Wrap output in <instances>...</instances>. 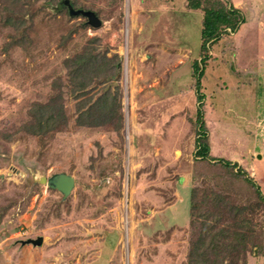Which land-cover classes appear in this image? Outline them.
Listing matches in <instances>:
<instances>
[{"label": "rangeland", "instance_id": "374dc122", "mask_svg": "<svg viewBox=\"0 0 264 264\" xmlns=\"http://www.w3.org/2000/svg\"><path fill=\"white\" fill-rule=\"evenodd\" d=\"M61 1L26 8L21 47L8 49L18 34L0 29V264H185L190 188L197 201L213 186L236 191L245 203L255 191L239 167L195 159L200 103L192 63L209 69L213 58L211 48L205 61L198 54L201 18L184 15L175 28L164 12L155 28L147 25L149 11L169 0H68L96 14L102 24L94 28ZM251 5L253 13L241 6L238 45L219 41L233 58L211 65L207 93L199 94L210 155L229 160L248 147L242 165L255 166L246 175L264 194V134L248 140L251 121L264 116V0ZM242 51L248 60L237 67ZM87 52L105 55L117 70L76 97L71 84L88 77L71 83L64 60ZM246 65L257 76L237 74ZM57 94L67 123L42 136L26 133L32 104ZM100 95L112 110L108 122L77 126L78 100L89 105ZM254 146L260 161L252 162ZM58 172L75 180L66 199L33 179ZM38 236L39 246L26 242Z\"/></svg>", "mask_w": 264, "mask_h": 264}, {"label": "trees", "instance_id": "16d2710c", "mask_svg": "<svg viewBox=\"0 0 264 264\" xmlns=\"http://www.w3.org/2000/svg\"><path fill=\"white\" fill-rule=\"evenodd\" d=\"M36 1L39 0H0V29L9 28L16 35L18 34L13 37L14 42L8 44V49L23 46L22 41L26 40L25 16L28 14L25 10ZM200 3L204 7L200 55L205 61L211 45L229 34L227 29L231 32L238 30L244 20L240 12L226 8L222 2L214 1L209 4L210 1L206 0ZM90 53L76 54L64 60V66L71 80L73 76L76 79L79 76L88 77L87 81L82 79L77 82L75 87L71 84V91L76 97L79 94H86L90 82L114 76L117 70V63L106 59L105 55ZM192 69L196 81L197 101L200 103L196 110L198 132L194 143L195 159L220 162L233 168L239 167L236 173L241 175L242 172L245 180L254 187L255 191L253 198L245 203L239 200L236 191L213 186L205 189L202 199L197 201L196 189L190 188L188 222L190 239L185 264H246L249 256L256 258L264 256V194L241 166L228 159L210 155L207 128L201 111L202 95L199 94L203 68L199 69L197 61L194 60ZM103 70L102 73L98 72ZM76 79L70 82L74 83ZM60 98H62L61 94H57L46 103H33L29 110L31 122L25 132L42 136L65 125L67 118L64 105L62 102H57ZM108 108L105 95H100L89 105L86 99L78 100L75 108V123L79 127L87 128L103 126L108 122ZM110 111L112 110L109 108Z\"/></svg>", "mask_w": 264, "mask_h": 264}, {"label": "crops", "instance_id": "0c3cea01", "mask_svg": "<svg viewBox=\"0 0 264 264\" xmlns=\"http://www.w3.org/2000/svg\"><path fill=\"white\" fill-rule=\"evenodd\" d=\"M205 1L206 0H169V3H166L163 7H160V8H152L149 11L150 14L148 16V19L149 20L147 21V25L154 24L153 27L156 28V25L158 23H160V21L164 18L163 13L165 12L166 13L165 21L169 24V27H175V28H178L179 27L180 28L181 27L180 26V23H181L182 19H184V15L190 16V15H193V14L194 15L195 14H198L197 16L199 18H201V28H202V19L204 17V13H203L202 8H204V7H202V5H201L200 2H205ZM209 1H210L209 4H212L214 1H216V2H222L226 6V8H233V9L237 10L238 12H240V14H241L242 19L244 20V22L246 21V19H245V14L241 10V8H242L241 6L242 5H243V7H244V5L245 6H248V10L253 13V8L255 7V5H251V2L253 1L254 3H257V0H207V2H209ZM248 2H249V4H248ZM244 22L240 24V27L238 28V30H236L235 32H231L230 31L229 34L224 35L216 43H213L211 45L210 48L212 49V51H209V55L212 54L213 55V58H211L209 60V62H210L209 64L214 65V66L217 67L218 64H220V65H221V63H225L226 64V61H228V60L230 61V58L232 56V53L230 52L229 47L228 48H224L225 46L224 47H222V46L225 45V43L228 46H230V47H231V43H234L235 45H238L236 39L238 38V34H240L239 31H240V28H241L242 24H244ZM137 25L138 24L134 25L135 28L136 27L137 28H142V25L141 24L138 25V26ZM258 27H262V26L259 24ZM200 33H201V29H200ZM225 38L227 39V41L225 42V40H224L222 42V44L219 45V41H222ZM258 39H261L260 36H259ZM151 42H153V41L150 39L146 43L151 45ZM200 45H201V35H200ZM221 49H225V50H221ZM231 50H232V48H231ZM198 54H200V50H199V53ZM235 54H234L235 57H234L233 60H235V63H236V66L237 67H238V65H237L238 63L237 62L240 61V59L241 60H246V61L248 60V57H246V56H245L246 59L243 58V56H244V52L243 51H242V53L239 52V53H235ZM259 57L264 60V55H259ZM201 58H203V57H201ZM232 58H233V56H232ZM180 59H181V57L178 56V58L176 59V61H180ZM182 62H183V60H182ZM214 62H218V63L215 64ZM211 65H210V68L209 69H207V68H204L203 69V75H202V77L200 79L201 84H200L199 91L201 90L203 93H207L206 92V88H207V77L208 76H211V75L213 76V72L215 71V70H212ZM240 68L243 69V71L240 72V70H238L237 71V74H239V75H245V74L246 75H248V74L253 75L254 74V75L257 76L256 72L253 73L254 71H251L249 65L241 66ZM186 70H188V69L186 68L185 69V72H186ZM201 85H202V88H201ZM216 86H217V88H219V85H216ZM221 86H223V85H221ZM263 123H264V116H258L256 119H254L253 121H251V125H252L251 132L253 133L254 137L250 134V138L248 140H252L253 143H255L257 140H259V141L261 140V137L264 134V131H263L264 124ZM257 137H258V139H257ZM210 138L211 137L209 136V140H210ZM255 148H256V146H254L252 148V153L254 154V159L252 160V162L253 161L255 162L256 160L257 161H260L261 160V159H258L261 156V152L260 151H255ZM246 150H248V147H247ZM246 150H245L244 153L243 152H237V153H235L232 156L233 158L232 159H229V160L232 161L233 163L238 164V166H241L247 172L253 173V172H255V171H253L254 168H255V166L253 164H252L251 168H246V167H244L242 165L245 156L251 155V154L247 153ZM246 264H264V259L263 258H256L254 256H249Z\"/></svg>", "mask_w": 264, "mask_h": 264}, {"label": "water", "instance_id": "95a60500", "mask_svg": "<svg viewBox=\"0 0 264 264\" xmlns=\"http://www.w3.org/2000/svg\"><path fill=\"white\" fill-rule=\"evenodd\" d=\"M64 3L69 11L70 15H82L87 18V22L94 28L100 27L102 22L96 16L93 11L90 10H82L76 9L74 10L68 0H62L60 4ZM33 179L40 184H45L48 188L54 189L58 191L62 195V199H66V197L70 194L72 189L74 188L75 180L74 177L70 174H66L64 172L54 173L50 176L39 175L34 176ZM43 239L41 236H38L36 239H28L26 242L31 243L34 246H39L42 243Z\"/></svg>", "mask_w": 264, "mask_h": 264}]
</instances>
